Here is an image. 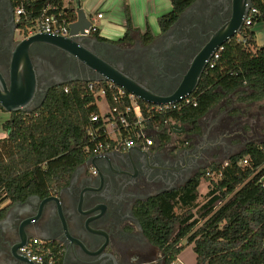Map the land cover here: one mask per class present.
I'll return each instance as SVG.
<instances>
[{"label":"trees","instance_id":"obj_1","mask_svg":"<svg viewBox=\"0 0 264 264\" xmlns=\"http://www.w3.org/2000/svg\"><path fill=\"white\" fill-rule=\"evenodd\" d=\"M171 9L157 19L160 32H165L180 13L194 0H169ZM20 6L19 27L26 32L45 15L56 14L63 23L76 19L75 4L65 0H12ZM258 9L251 25H243L239 34L228 39L203 70L196 88L186 99L161 112L145 109L147 103L138 99L148 127L174 123L196 122L211 107L225 99L238 102L264 98V45L258 46L253 25L264 22V0H252ZM125 32L118 40H130L139 34L151 40L148 25L138 32L132 24L128 5L123 0ZM93 35L99 40L107 38ZM75 80L48 89L43 101L32 111L11 112L1 128L0 137V219L15 203L28 196L45 197L65 185L73 170L92 155L97 138L87 128L90 115L98 113L95 93L105 90L110 107H123L127 99L113 98L116 88L107 81L96 83ZM188 100V101H187ZM151 106L150 104H148ZM237 111V110H235ZM158 138L168 140L162 130ZM253 158L252 168H241L236 162L244 155ZM226 158L230 164L222 168L211 162L192 174L183 185L163 191L140 203L136 215L150 244L164 254V264H171L184 249L182 240L193 243L195 264H264V140L249 141ZM257 166H263L257 170ZM221 171L212 179L207 172ZM208 181L205 201L198 206V186ZM178 209V211H177Z\"/></svg>","mask_w":264,"mask_h":264},{"label":"flooded vegetation","instance_id":"obj_2","mask_svg":"<svg viewBox=\"0 0 264 264\" xmlns=\"http://www.w3.org/2000/svg\"><path fill=\"white\" fill-rule=\"evenodd\" d=\"M231 3L194 0L169 31L148 41L139 34L130 40L91 41L95 36L90 34L83 43L151 92L166 96L176 88L193 55L208 41L209 32L228 19ZM14 9L12 0H0L2 72L16 42L27 33L19 27ZM28 55L37 78L32 106L40 102L49 85L96 75L83 62L54 47L32 45ZM223 101L196 122L169 127L165 131L168 140L157 138L149 147L137 141L126 149L121 146L92 154L58 190L45 197L30 195L10 206L9 213L0 219V264H164V254L149 243L136 209L162 190L183 185L207 160L228 152L230 145L223 139L231 125L224 116L227 111H218ZM52 196L58 202H43ZM32 237L44 238L47 252L40 262L27 257L19 247L22 242L28 245Z\"/></svg>","mask_w":264,"mask_h":264},{"label":"water","instance_id":"obj_3","mask_svg":"<svg viewBox=\"0 0 264 264\" xmlns=\"http://www.w3.org/2000/svg\"><path fill=\"white\" fill-rule=\"evenodd\" d=\"M250 4L251 0H232L228 19L217 29L209 32L208 41L190 59L189 65L178 81L176 88L171 94L162 96L151 92L142 82L125 72L119 65L109 62L83 43L89 37L85 29L91 26V19L81 8L80 0H76V19L68 23L69 33L67 36L40 31L29 33L27 31L26 36L16 42L15 48L11 52L7 64H5L6 70L3 71L4 73L0 70V107L7 113L20 110L32 111L42 103L49 88L75 80L108 81L133 94L143 102L154 105L175 104L185 99L196 88L203 70L213 58L214 53L233 35L239 34ZM188 9L189 6L180 13L172 26ZM91 41H98V39L93 37ZM32 45L50 46L64 51L83 62L96 75L85 78L71 77L49 85L44 90L40 102L32 106L37 92L36 72L28 55V50ZM170 125L176 127L178 124ZM51 199L55 202L59 200L56 196H52L45 198L43 202ZM41 208L42 205L40 210ZM23 245H25L24 242L19 244V247Z\"/></svg>","mask_w":264,"mask_h":264},{"label":"built area","instance_id":"obj_4","mask_svg":"<svg viewBox=\"0 0 264 264\" xmlns=\"http://www.w3.org/2000/svg\"><path fill=\"white\" fill-rule=\"evenodd\" d=\"M14 13L17 19H20L23 9L18 5L14 9ZM258 14V9L250 4L246 16L243 20V25H251L254 21L255 16ZM97 18H102L103 13L101 11L96 12ZM91 19V18H90ZM97 26L94 21L91 19V26L85 29V32L90 35L96 31ZM29 33H34L37 31L48 33V34H57L67 36L69 33L68 23H63L59 20L56 14H48L43 16L34 27L30 28ZM218 50L214 53L213 57H217ZM91 81L90 88L96 84H92ZM107 87L109 89L116 88V92L113 94V98L117 102L123 101L124 98L127 99V103L123 107L118 108L117 106L110 107L105 99V90L102 88L94 95L97 98L95 105L97 106V100L101 98L106 102V109L101 110L98 106V113H92L90 115V123H99V127L93 128L89 126L87 131L92 139L97 138L91 152L92 154L102 153L106 150H117L121 146L123 148H129L134 145L137 141L142 142L145 147L152 146L154 144L155 138L153 135H150L147 131L148 126L144 122L143 108L138 102V99L131 93H128L124 89L114 85L111 82L107 81ZM187 98V97H186ZM185 98V99H186ZM184 100V99H183ZM188 101V100H187ZM146 103V102H145ZM147 103L145 109L148 113L150 111L161 112L163 110L174 107V104H163V105H154ZM174 120L172 118L168 121H164L165 125L172 127ZM219 165L224 168L230 164L229 158H223L218 162ZM253 158L250 154L244 155L237 162L236 165L241 168H252ZM263 166H257L256 169L260 170ZM207 175L212 179H216L222 175V172L212 171L207 172ZM264 180V174L259 178V181ZM20 250L27 257L41 261L45 258L47 248L44 246V241L38 237H32L28 245H23L20 247ZM171 264H182L176 260L172 261Z\"/></svg>","mask_w":264,"mask_h":264},{"label":"crops","instance_id":"obj_5","mask_svg":"<svg viewBox=\"0 0 264 264\" xmlns=\"http://www.w3.org/2000/svg\"><path fill=\"white\" fill-rule=\"evenodd\" d=\"M65 1L72 2V0H65ZM127 1L129 5L132 24L135 28L138 29V32H144L146 25H148L153 35L159 34L160 29L158 26L157 19L160 15L168 12L171 9L170 1L169 0L168 2L166 0H127ZM80 6L86 14L87 13L94 14L95 10L96 12L101 11L103 13L102 18H99L102 20V26L101 27L97 26V28L99 29V35L110 40H117L123 36V33L125 32L123 0H80ZM75 7L76 4L73 8ZM92 20L94 21V19ZM117 20L121 24L120 27L114 26L113 24ZM253 29L255 31L256 44L258 46L264 45V22L255 23L253 25ZM253 102L255 101L243 102V103L244 105H249L250 103ZM233 109L231 112H233L235 115H238L235 109L234 110ZM165 127H166L165 124L164 125L157 124L152 127H148L147 131L150 135H153L154 138L157 139L158 138L157 134L162 130H164ZM174 132L178 133L177 131H173V133ZM246 143H244L239 150L234 152H232L234 148L231 149V147L234 146H230V149L228 150L229 154L227 156L240 151Z\"/></svg>","mask_w":264,"mask_h":264},{"label":"rangeland","instance_id":"obj_6","mask_svg":"<svg viewBox=\"0 0 264 264\" xmlns=\"http://www.w3.org/2000/svg\"><path fill=\"white\" fill-rule=\"evenodd\" d=\"M124 1L128 5V1L127 0ZM166 1L168 2V0ZM72 2L75 4L76 0H72ZM87 16L91 19H94V23L96 26H100V27L102 26V20L97 18L96 10L94 11V14L87 13ZM113 24L114 26H118V27H120L121 25L118 22V20L115 21ZM225 101L220 103V107L218 111L221 110L222 112L227 111L224 112V116L229 117L228 119L227 118L225 119L226 121L229 122V125L231 126L229 132L227 133L226 138H224L223 141H225L230 146H234L231 147V149L234 148L232 152L239 150L242 147V145L248 141L263 140L264 139V98L259 101L250 103L249 105H244L243 102H238V101L234 102L233 105L232 102L228 103ZM96 104L101 110L106 109V102L102 98L100 100H97ZM233 108L237 110L236 112L238 113V115L234 114L233 116L232 115L229 116ZM8 115L9 114L4 111L0 112V137L5 136L4 135L5 132L2 130L1 124L5 119L8 118ZM167 127L168 126H166L165 130L168 131V129L170 128ZM173 134H176V136L178 135L175 132ZM228 154H229L228 152L221 155L219 154L214 159L207 160L202 167L207 166L211 162H219L223 158H225ZM208 186H209L208 181L201 179V182L198 186L199 194L197 197V204H198L197 207H199V205H201L205 201L204 194L207 192ZM182 244L184 245V249L178 254L177 257L178 261L181 262L182 264H195V252L193 250V243L187 244L184 239L182 240Z\"/></svg>","mask_w":264,"mask_h":264}]
</instances>
